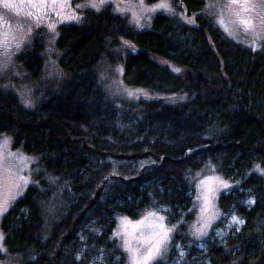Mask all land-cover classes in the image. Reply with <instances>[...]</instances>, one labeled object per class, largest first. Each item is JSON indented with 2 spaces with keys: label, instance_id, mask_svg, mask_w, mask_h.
<instances>
[{
  "label": "trees",
  "instance_id": "obj_1",
  "mask_svg": "<svg viewBox=\"0 0 264 264\" xmlns=\"http://www.w3.org/2000/svg\"><path fill=\"white\" fill-rule=\"evenodd\" d=\"M172 6L146 29L110 6L87 9L82 22L60 27L65 76L56 87L31 108L0 88V137L38 156L34 183L0 222L18 264H123L118 215L165 206L177 222L194 205V171L210 163L233 183L218 198L221 212L243 223L223 240L208 239L200 264H264V40L255 50L234 41L204 0ZM42 54L36 37L17 57L34 80ZM103 62L121 64L124 84L150 96H114L100 77ZM143 158L151 162L141 166ZM179 240L194 262L189 236L178 231Z\"/></svg>",
  "mask_w": 264,
  "mask_h": 264
},
{
  "label": "rangeland",
  "instance_id": "obj_2",
  "mask_svg": "<svg viewBox=\"0 0 264 264\" xmlns=\"http://www.w3.org/2000/svg\"><path fill=\"white\" fill-rule=\"evenodd\" d=\"M204 12L213 16L220 28L234 41L252 49L260 47L264 40V0H204ZM15 8L0 5V88L17 94L24 107H33L40 94L49 87H56L64 78L58 65L60 56L56 48L60 27L63 24L80 23L87 9L99 10L110 6L113 12L128 17L138 29L150 26V20L158 11L173 10L172 0H11ZM95 5V7L93 6ZM161 5H164L161 7ZM211 5V7H210ZM242 5H246L242 6ZM41 8L43 12H36ZM251 20L252 28L245 27L242 21ZM7 33V41L4 34ZM36 37L43 42V73L34 80L17 60L18 55L32 46ZM121 64L103 62L100 77L114 96L126 100H136L150 96L146 90L126 86L122 80ZM40 90L41 92H37ZM180 96H170L172 100ZM5 141L7 144L5 145ZM38 156L28 154L21 148L12 146L11 137H0V222L5 208L21 196L26 188L34 183L32 166ZM151 162L150 158L139 161L141 166ZM196 197L192 208L184 211L177 222H171L166 212L169 207L160 206L146 209L139 217L132 218L121 214L117 217L114 235L120 240L123 255H116V261L123 264H155L163 260L167 264H200L201 250L204 251L208 239L223 240L232 231L238 230L243 221L233 211L222 213L218 198L222 192H229L233 183L217 171L210 163L194 171ZM28 183L25 184L24 181ZM201 181L206 183L202 186ZM229 185L225 188L224 185ZM211 190V191H210ZM210 203L207 211L204 197ZM200 197V199H198ZM248 204L253 199L247 200ZM236 218V221L233 220ZM162 218V219H161ZM242 221V223L237 222ZM185 232L196 249L194 262L187 259L189 249L185 241L174 243L176 232ZM0 246L6 250L4 233ZM163 237V239H161ZM151 251L153 258L149 257ZM103 255L100 256L102 258ZM0 264H18V259L7 250L0 252Z\"/></svg>",
  "mask_w": 264,
  "mask_h": 264
},
{
  "label": "snow or ice",
  "instance_id": "obj_3",
  "mask_svg": "<svg viewBox=\"0 0 264 264\" xmlns=\"http://www.w3.org/2000/svg\"><path fill=\"white\" fill-rule=\"evenodd\" d=\"M102 2H103V0H102ZM232 2H233V3H236L237 0H232ZM0 5H2L4 8H15V7H16V5H15L14 3L11 2V0H0ZM93 6L95 7V5H93ZM163 6H164V5H161V7H163ZM242 6H245V7H246V5H242ZM210 7H211V5H210ZM0 20H3V17H2V16H0ZM262 22H264V19H262ZM242 23H244L245 27L248 28V29H251L252 26H253L251 20H244V21H242ZM4 41H5V42L7 41V33L4 34ZM4 143H5V145H6V144H7V141H5ZM262 174H264V170H262ZM24 183L27 184L28 181L25 180ZM205 183H206L205 181H201V185H202V186H203ZM224 187H225V188H228L229 185L225 184ZM210 191H211V190H210ZM198 199H200V197H198ZM204 200H205V206H204V208H203L202 210H203V211H207V206H208V204L210 203V201L208 200V197H207V196L204 197ZM5 211H7L6 208H5ZM161 219H162V218H161ZM233 220L236 221V218L233 217ZM237 222L242 223V221H237ZM2 239H3V236L0 235V241H2ZM161 239H163V237H162ZM4 251H6V250L3 249L2 246H0V252H4ZM148 258H153V259L155 258V257L152 256L151 251L149 252V257H147L146 259H148Z\"/></svg>",
  "mask_w": 264,
  "mask_h": 264
},
{
  "label": "water",
  "instance_id": "obj_4",
  "mask_svg": "<svg viewBox=\"0 0 264 264\" xmlns=\"http://www.w3.org/2000/svg\"><path fill=\"white\" fill-rule=\"evenodd\" d=\"M108 179H109V177H106L105 180L101 183V186H100L99 190L97 191V194L103 189V187L105 186Z\"/></svg>",
  "mask_w": 264,
  "mask_h": 264
},
{
  "label": "bare ground",
  "instance_id": "obj_5",
  "mask_svg": "<svg viewBox=\"0 0 264 264\" xmlns=\"http://www.w3.org/2000/svg\"><path fill=\"white\" fill-rule=\"evenodd\" d=\"M170 158L173 159L172 157H170ZM178 160H179V158H178ZM144 166H145V165H144ZM107 177H109V179H111V175H110V174L107 175ZM109 179H108V180H109ZM104 180H105V179H104ZM104 180H103V181H104ZM106 183H107V182H106ZM105 185H106V184H105Z\"/></svg>",
  "mask_w": 264,
  "mask_h": 264
},
{
  "label": "flooded vegetation",
  "instance_id": "obj_6",
  "mask_svg": "<svg viewBox=\"0 0 264 264\" xmlns=\"http://www.w3.org/2000/svg\"><path fill=\"white\" fill-rule=\"evenodd\" d=\"M41 8H44V6H41L40 9L36 12H43V10Z\"/></svg>",
  "mask_w": 264,
  "mask_h": 264
}]
</instances>
